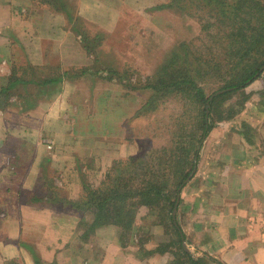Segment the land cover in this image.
Masks as SVG:
<instances>
[{
  "label": "crops",
  "instance_id": "0c3cea01",
  "mask_svg": "<svg viewBox=\"0 0 264 264\" xmlns=\"http://www.w3.org/2000/svg\"><path fill=\"white\" fill-rule=\"evenodd\" d=\"M18 1L0 0V264H264V64L226 110L210 101L228 88L206 102V133L167 223L180 238L144 242L141 205L123 238L116 222H97L90 199L116 169L130 173L119 157L135 153L122 141L138 98L103 67L72 79L67 68L93 62L77 34L41 46L53 38L29 29Z\"/></svg>",
  "mask_w": 264,
  "mask_h": 264
},
{
  "label": "rangeland",
  "instance_id": "374dc122",
  "mask_svg": "<svg viewBox=\"0 0 264 264\" xmlns=\"http://www.w3.org/2000/svg\"><path fill=\"white\" fill-rule=\"evenodd\" d=\"M18 3L14 10L29 20V29L37 36L46 33L53 38L41 46L56 49L55 40L64 31L77 34L80 46L88 51L93 62L79 69L67 68L72 79H78L73 75L76 70L80 76L91 72V68L101 71L103 67L106 69L103 78L123 80L132 98L135 101L138 98L137 106H131L134 116L127 120L128 134L122 141L132 145L135 153L129 154L128 148V155L119 158L143 160L149 172L142 166H132L135 162H131V172L121 175L123 182L124 177L130 180L123 192L138 191L135 195L139 197L109 201L102 211L97 208V222H116L123 238H127L137 208L146 206L142 220L145 229H139V237L150 244L156 239L175 238V232H170L167 224L169 199L157 194L143 196L142 192L149 180L160 186L167 179L170 192L184 180V169L203 138L202 104L198 91L192 87L160 85L161 90L155 93L145 84H163L157 71L177 47L181 56L173 64L175 80L189 77L208 97L220 91L227 81L264 59V18L262 24L257 20L260 14L264 16V0H19ZM111 61L115 65L113 73L107 71ZM260 77L264 90V73ZM236 99L233 93L222 97L213 104L212 111L219 107L226 110ZM218 115L213 113L211 124ZM100 200L101 197L97 201Z\"/></svg>",
  "mask_w": 264,
  "mask_h": 264
},
{
  "label": "trees",
  "instance_id": "16d2710c",
  "mask_svg": "<svg viewBox=\"0 0 264 264\" xmlns=\"http://www.w3.org/2000/svg\"><path fill=\"white\" fill-rule=\"evenodd\" d=\"M260 10L262 11V8H260ZM261 13V12H260ZM261 18L258 19L261 21V24L263 23V14L259 15ZM263 17V18H262ZM239 21V20H238ZM248 22H250V20H248ZM244 55H247L246 53H243ZM180 53L177 51V47H174L170 52H169V58L166 59L164 61V63H162L160 65L161 69H158L157 73L159 75V79L160 81H163V84H159V83H152V84H145V87L148 89H151L153 91H155V93H158L161 89H159L160 85H164V86H175L177 89L178 88H182V87H192L193 89H195V91L197 90V96L198 99L200 101V103L202 104V109H201V137H203V135L206 133V121H205V110H206V102L208 101L209 97L205 96V94L203 93V91L201 90V88L199 86H197L195 84V82L190 79L189 77H180L178 80H175L176 76H175V72L176 69L173 67V64L175 63V61L180 57ZM264 64V59L261 62H255L253 65L249 66L247 69H245V71L243 73H241L240 75L233 77L232 79H230L229 81H227L224 85H222V87H220L219 89H226L228 88L225 92H223L222 94L219 95H215L213 96L212 100L210 101V110L213 109V104L215 102H217L218 99L222 98V97H226L227 95L231 94L232 92H234L235 90H239L243 87L246 86V83L248 82V80L252 79L253 76L255 75V73L258 71L260 65ZM173 67V68H170ZM178 70V69H177ZM210 70H212V68H210ZM214 71V70H213ZM162 72V73H161ZM210 125L207 126V130L210 129ZM200 137V139H201ZM196 155V152H195ZM131 162H135L133 165L131 164ZM130 165L129 166H137L139 168L138 165L142 166V167H148L147 164L143 163V160L140 159H136V160H129ZM149 168V167H148ZM128 172H131L130 170H128ZM149 172V169H148ZM122 174V169L120 168L119 170L116 169V172L113 176L107 178V181H104L105 186L104 187H100L99 191L97 192V196L96 197H92L90 200L95 203H97V208L101 209L104 208L107 203L109 201H116L119 200L121 198H123L124 200L129 197L130 194L132 193H136L138 191H132L131 189L127 192H123V185H125V183L122 180V177H120ZM158 183H160L159 181H156ZM181 184V182L179 183V185ZM141 193V191H139ZM143 196H145L146 194H154V195H162L163 198H168L169 199V203L168 206L169 208V215L168 218L169 220L172 221V216H171V211H172V207L174 205V201H175V194L176 191H172L170 192L168 190V185L167 182H161V185L158 186L157 184L155 185V182H153L152 180H149L146 182V190L144 192H142ZM99 197H101L100 202H98L97 200L99 199ZM117 224V223H116ZM119 225V224H118ZM175 232L178 233V237L180 238V233L177 227H175ZM197 263L195 264H201L200 262L198 263V261H196Z\"/></svg>",
  "mask_w": 264,
  "mask_h": 264
},
{
  "label": "water",
  "instance_id": "95a60500",
  "mask_svg": "<svg viewBox=\"0 0 264 264\" xmlns=\"http://www.w3.org/2000/svg\"><path fill=\"white\" fill-rule=\"evenodd\" d=\"M220 92H222V91H218V93H220ZM177 202H178V199H177V201H176V203H175V207H174V209H173V213H175V211H176V205H177Z\"/></svg>",
  "mask_w": 264,
  "mask_h": 264
}]
</instances>
